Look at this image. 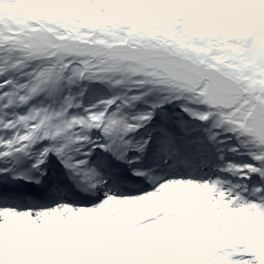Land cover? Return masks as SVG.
<instances>
[{"label": "snow or ice", "instance_id": "1", "mask_svg": "<svg viewBox=\"0 0 264 264\" xmlns=\"http://www.w3.org/2000/svg\"><path fill=\"white\" fill-rule=\"evenodd\" d=\"M245 2L246 14L237 12L239 0H229L223 8L218 0H191L187 8L184 0H176L178 7L171 11L162 0H0L6 9L15 5L0 13V158L31 155L36 143L48 140L32 168L38 170L52 152L73 179L95 187L101 181L87 167L91 150L111 151L118 159L130 149L142 152L148 141L133 144L129 134L148 123L163 103L182 100V110L193 119L211 121L210 141L224 144L234 137L237 143L228 150L243 149L254 161H228L221 169L242 178L243 184L218 177L170 179L139 195L105 192L91 206L0 207L5 244L0 264H264V227L252 226L254 216H264V0ZM109 15L131 23L113 25ZM101 29L115 33L111 39L120 42H102ZM82 80L131 85L136 91L130 89L127 98L99 101L101 107L92 105L83 115L70 112L75 98L67 95L58 108L29 106L23 114L7 116L13 105H29L37 95ZM152 91L161 98L149 110L130 117L122 113ZM117 100L121 105L110 112ZM94 130L100 136L92 137ZM85 144L91 148L82 152ZM135 174L144 175L139 170ZM185 183L200 187V198L161 197L166 188ZM133 199L142 206L117 231L125 210L111 211L110 206ZM218 200L237 216L253 215L247 221L213 220L209 205L219 210ZM25 216L34 247H8L10 218L18 225ZM74 218L87 221L77 226L84 235H95L94 224L110 225L97 241L99 249L60 246L58 226H73ZM15 237L23 239L20 232Z\"/></svg>", "mask_w": 264, "mask_h": 264}, {"label": "bare ground", "instance_id": "2", "mask_svg": "<svg viewBox=\"0 0 264 264\" xmlns=\"http://www.w3.org/2000/svg\"><path fill=\"white\" fill-rule=\"evenodd\" d=\"M66 87H65V94L63 95V97L66 96V94L68 93V95H72L75 98L74 101V106L70 109V112L72 114L75 115H82L83 112L78 110V106L76 105V103H80V102H84V101H80V98H76V96H74V85L69 86L66 83ZM62 97L60 95V93L56 90L54 91L52 94H49L47 92H45L42 95H37L34 99H32L29 102V105H24V106H19V105H13L11 107L8 108L7 110V116L9 118H11L12 115L16 114V113H20L23 114L25 113L29 106H51L53 108H58L61 106L62 101H61ZM121 104H115L113 105L109 111H113L115 110L118 106H120ZM195 107H198L201 110H204V105H194ZM173 113L174 117H170L169 115H166V119L163 121L164 125L163 127L167 126L168 130H174L175 131V138H177L178 140H180L181 144L185 145L184 146V155L189 156L190 158H195L197 159V156L201 155V152H198L195 147H193L191 145L192 141L196 138H194L191 130V126L193 125L192 121L190 120V116L184 112L180 107H175L173 108ZM122 113L127 115L128 113H125V111L122 108ZM128 116V115H127ZM210 122V121H209ZM209 122H206V124H209ZM161 124H158V127H160ZM148 126L144 127V128H140L138 129L136 132L129 134V139L131 140V142L133 144H139V143H143L142 140H140L141 137H144L146 133H150L149 135H147V138L150 136L151 138L155 137L156 135H154L155 133H157V129L153 130V131H148ZM214 130V129H212ZM143 131V133H142ZM153 132V134H152ZM207 132V131H206ZM209 132V130H208ZM152 134V135H151ZM210 133H205L203 135L198 136V138H204L207 139ZM7 135V134H5ZM91 136L92 137H98L100 136V133L97 131H92L91 132ZM147 140V139H146ZM100 142H104L103 138H101ZM228 141H226V145H228L227 143ZM224 143V144H225ZM50 144V141L48 140H43L39 143H36L32 148H31V155H27L28 156V160L31 167L32 164L34 163L35 158L37 157V155L40 153V151L48 146ZM152 147L155 146V144ZM159 145V144H158ZM209 148L207 150V152L211 153L212 155H216L218 157H220L221 155H223V159H225V155L230 154L231 155V151L228 150L229 147H223L221 148L220 143L217 142H213L210 141L209 142ZM223 145V144H221ZM166 147V146H165ZM91 148V144H85L83 146V148L81 149V151H88ZM206 150V149H204ZM151 151V147L148 146V143L145 145L144 149L142 152H140V154H136L135 150L130 149L127 153L128 154H132L133 158L125 161L124 159H118L116 155L113 154V152L111 151H102L100 149H92L91 150V154L87 157V159L89 160V157L91 155H93L95 157V159H100V158H108L111 157V159H115V164L120 165L124 168V166L126 164H129L131 166V164L134 165V161L135 158L138 157L140 159L139 163L136 165L137 169L139 171H142L144 173V175H136L135 172L137 171H133V175L135 176V178L137 180H139L136 184V190L134 193H131L130 195H119L117 193V191H115L116 193L114 194V192H110L111 194H114L118 197H123V196H134V195H139V194H143L146 193L148 191H151L154 189V187L157 186V184L159 182H165L167 180L170 179H175V178H171V176L174 173H179L180 169H181V165L179 164H170V160H166L160 158V156H158L160 154V152L157 151L158 155H156V157H158L156 159V161L154 160V163L150 166H148L149 164L147 163L144 166L138 167V165H140V162L144 161L149 152ZM160 151L163 152V149H160ZM197 151V152H196ZM203 151V150H202ZM204 152V151H203ZM186 153V154H185ZM74 155L76 156V158H82V156L79 153H74ZM108 156V157H107ZM202 156V155H201ZM229 156V155H227ZM203 157V156H202ZM163 158V157H162ZM8 157H4V158H0V165L3 163L8 162ZM221 159V158H220ZM131 161V163L129 162ZM170 164V165H169ZM135 166V165H134ZM134 166H133V170H134ZM88 168H90L89 164L87 165ZM204 167V166H203ZM60 168H65L64 164L61 162V159L58 158L54 153L49 152L47 158L44 160V163L40 165L39 169H42L43 172H47V173H53L56 170H59ZM180 168V169H179ZM218 168V167H216ZM91 169V168H90ZM221 169V168H220ZM203 171V170H202ZM200 172V170H196V172H194L195 174H193L194 177H177L176 179H192L195 181H203L205 179H199V175H203V172ZM216 175L217 174H221L223 173V171H216L215 170ZM186 175V174H184ZM182 176V174H181ZM95 180H99V177L96 175ZM106 186H103L101 183H98L95 187H89V196L88 198L83 201L81 204L79 205H74V207H84V206H91L94 205L96 203H98L99 201H101L102 199H104V194L101 195L102 193V189H105ZM120 191V189H119ZM209 191H211V189H209ZM123 193H125L124 191H122ZM200 192H201V188L198 187L196 184H189V183H185V184H178V185H173L170 188H166L162 193H161V197L163 199H168V198H177V199H196V198H200ZM185 193H187L188 195L185 196ZM93 200L90 202L89 200L92 199ZM25 200V199H24ZM18 204L20 208L18 209H22L23 208V202L21 201H8L6 202L7 205L9 204ZM142 201L140 200H136L133 199L131 201L125 200L123 202H114L111 206H110V210L111 211H117L120 208H123L125 210V217L123 218V220L121 221V223L125 224V226H127V224H129L132 220H134L136 218V213L138 212V210L140 209V207L142 206ZM153 203H158L157 201L153 200ZM129 204H131V208L129 209ZM22 206V207H21ZM47 208V207H44ZM43 208V209H44ZM51 208V207H50ZM23 209H27V208H23ZM87 221H85L83 218H74L73 219V226H69V225H62V226H58V228L61 230L60 234H59V243L63 244V248L64 247H68L70 249L75 250V248H81L83 242L85 241V239H87V235L84 234H79L78 233V229L77 226L82 224V223H86ZM10 223H11V232H12V236L11 239L8 241L7 246L11 247L13 249L16 250H23L25 247L28 248H32L33 246H31L32 240L26 235L27 230H28V224H29V218L28 217H24L19 221V224L17 225L15 223V221H11L10 218ZM96 225L98 224H94V228L96 227ZM4 225H0V229H3ZM15 232H20L23 235V239H17L15 237ZM73 232H77V235L73 236L71 235ZM5 246L4 244V237H3V233L2 231H0V247Z\"/></svg>", "mask_w": 264, "mask_h": 264}, {"label": "rangeland", "instance_id": "3", "mask_svg": "<svg viewBox=\"0 0 264 264\" xmlns=\"http://www.w3.org/2000/svg\"><path fill=\"white\" fill-rule=\"evenodd\" d=\"M167 2H173L176 3V0H162V3L167 5ZM250 2V0H249ZM219 6L221 8H223L227 3H229V0H218ZM191 4V0H184V7L187 8L189 7ZM67 4L62 5V7H67ZM12 7H15V5H9L8 8L6 9L5 7L0 6V13L6 11V10H10ZM176 7H178L177 3H176ZM176 7H170L169 11H171L172 8H176ZM246 8H247V4L245 2V0H239L238 6H237V12L239 13L242 9L244 11V13L246 14ZM108 20H110L113 25L115 24H123V23H131V21H122L121 18L119 16L116 15H109L106 17ZM101 32H103V37L101 38L102 42H107L110 44L113 43H119L120 41L115 40V39H111L115 33H112L106 29H101ZM4 77L0 76V79H3ZM16 79H23V77L17 75L16 77H14ZM100 86V88L105 91L106 97H103L104 100L110 99L112 97L115 96H119L121 98H127V95L131 94L130 89H131V85H125V86H111L108 83H101V82H95V81H88V80H82L78 83L75 84V89H74V95L75 96H79L81 98H86L89 99L88 101H92L94 103V101L96 99H91L90 96L88 97L89 92H92V90L95 88L96 85ZM66 83L62 84L61 87L59 88L60 94H61V101L63 102V95L65 94V87H66ZM132 91H136L135 89H131ZM68 94H66L67 96ZM161 98L160 93L156 92V91H152L151 93L145 95L141 100L136 101L134 103H132L130 106L127 107H123L127 113L129 112V114L131 116L138 114L139 111H147L151 108V106L155 103H158L159 100ZM121 104L120 100H117L115 104ZM184 103V101L182 100H174V101H167L165 103H163L160 107L156 108L153 112V116H152V121L154 124H157L158 122L160 123L162 120H164L165 116L167 115V111L166 108L170 107V108H175V107H180V105ZM93 105H97V107H101L98 102H96ZM113 106V105H112ZM138 106L140 107H146L145 109H139L137 108ZM130 107H132L131 109H129ZM195 107V106H194ZM133 108H136V112ZM182 109V108H181ZM174 110V109H173ZM172 113V112H171ZM211 126V122L209 123ZM206 130H208V127L206 126V122H198L197 126L194 127V129L192 130V132L194 133H198V132H206ZM210 141V140H209ZM232 145H235L237 143L236 139L233 137L231 140ZM224 160V164L228 161L236 163V164H245V163H254V161L251 160V158L246 154V152L241 149L238 152H232V154L230 156H225ZM258 179V178H257ZM227 180H229L227 178ZM256 181H249L247 182L249 186H251L252 183H255ZM244 181H238V183L236 184H243ZM216 204H221V207L219 208V210L215 209V207L213 205H209V211L213 212L214 215L212 216L213 220H219V219H244L247 221V217L248 216H252L253 214L251 212H247L246 215L245 214H241L240 216H237V213L235 211L229 210L227 208V204L226 203H222L221 200L215 201ZM254 223L252 224L253 227H264V216H254L253 217ZM109 226H104L101 224L96 225V227L92 228V232L95 233L94 236H92L91 234L87 235V239H85V241L83 242L81 248H84L85 246L88 247L89 250H93V249H99L101 247V244H98L97 241H101L103 234L105 232H107L109 230ZM126 227L125 224L121 223L119 229H117V231H122L123 228ZM233 231H236V229H233ZM60 246L63 248V244L59 243ZM31 246L34 247L33 243H31Z\"/></svg>", "mask_w": 264, "mask_h": 264}, {"label": "trees", "instance_id": "4", "mask_svg": "<svg viewBox=\"0 0 264 264\" xmlns=\"http://www.w3.org/2000/svg\"><path fill=\"white\" fill-rule=\"evenodd\" d=\"M168 5L170 6V7H175L176 6V3H173V2H170V3H168Z\"/></svg>", "mask_w": 264, "mask_h": 264}]
</instances>
